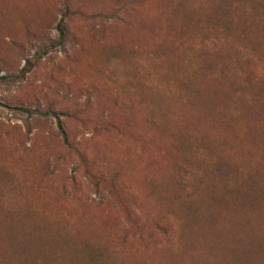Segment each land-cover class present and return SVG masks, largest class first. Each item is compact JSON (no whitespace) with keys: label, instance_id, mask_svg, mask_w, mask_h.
I'll return each instance as SVG.
<instances>
[{"label":"rangeland","instance_id":"obj_1","mask_svg":"<svg viewBox=\"0 0 264 264\" xmlns=\"http://www.w3.org/2000/svg\"><path fill=\"white\" fill-rule=\"evenodd\" d=\"M257 135L264 0H0V264H264Z\"/></svg>","mask_w":264,"mask_h":264},{"label":"trees","instance_id":"obj_2","mask_svg":"<svg viewBox=\"0 0 264 264\" xmlns=\"http://www.w3.org/2000/svg\"><path fill=\"white\" fill-rule=\"evenodd\" d=\"M69 15L68 10H65L64 16L61 18L60 22L58 23V25L56 26V32H57V42H52L50 43L48 46H43L40 47L38 49V52L36 53V55H41V56H46L50 51H52L53 49L60 47L65 39V29H64V18H66ZM103 17V16H102ZM106 17V16H104ZM32 67V63L27 60L25 63V66L22 68V70L19 72L18 77L19 78H23L26 74H29L30 69ZM22 113L27 114L30 117H33L32 115H36V116H49L53 119L56 120L57 123V128L59 133L61 134L63 140L66 142V134L64 131V127L62 125V122L60 120V118L58 117L59 114H57L56 112H53L51 110H47L45 112H39V111H29V110H24V109H17ZM258 140L255 141V143H257L258 145H260L261 147H263L264 145V141L259 138V136L257 135ZM208 215H210V225H215L216 224V217L214 216V214L210 213V211L208 212ZM229 221L227 223V227L226 230L224 231H217V233H219V235L216 238L219 239H224L226 243H228L229 245H234L235 249L239 248L240 245L244 244L245 241L243 239L240 238V227L243 226L245 224V219L242 218L243 216L238 212V214L236 213H231L230 215L227 216ZM206 221V220H205ZM221 230L224 228H220ZM158 230H161V228H158ZM223 244V243H222ZM237 247V248H236ZM226 249L223 246L219 247V250H223ZM233 251V250H232ZM221 253V256L218 258V260L220 261V258L224 257V254L226 252L225 251H219ZM234 252V251H233Z\"/></svg>","mask_w":264,"mask_h":264}]
</instances>
